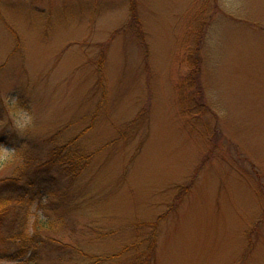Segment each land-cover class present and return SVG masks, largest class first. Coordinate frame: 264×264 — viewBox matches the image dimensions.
<instances>
[{"label":"rangeland","instance_id":"1","mask_svg":"<svg viewBox=\"0 0 264 264\" xmlns=\"http://www.w3.org/2000/svg\"><path fill=\"white\" fill-rule=\"evenodd\" d=\"M52 135L90 159L27 188L41 264H136L190 178L147 264H264V0H0V156Z\"/></svg>","mask_w":264,"mask_h":264},{"label":"trees","instance_id":"2","mask_svg":"<svg viewBox=\"0 0 264 264\" xmlns=\"http://www.w3.org/2000/svg\"><path fill=\"white\" fill-rule=\"evenodd\" d=\"M132 11L134 12V10ZM138 28L139 26L136 25V29ZM79 136L61 143L55 135H52L43 141L45 147L41 148L38 154L33 155L23 147H17L11 159L0 161V264H41L42 258L45 257H43L44 250H40V247L43 244H49L52 240H57L54 236L60 232L58 226L60 225L62 228L64 219L31 218L29 203L33 197L29 195L27 188H37L45 183H53V177L45 178L43 172L56 171L58 174L60 173L59 177H55L60 182L65 178L69 179L68 182L75 181L90 159L89 153L80 152L79 148H71ZM12 166L14 168L11 174L4 175ZM192 180L193 178H190V181L180 186L173 200L170 201V207L159 214L155 220L133 223L137 227L141 226L145 229L147 227V236L145 237L147 240H140L148 242L146 256L141 255V259L136 258V264H147L150 261L156 246L157 227L160 220L166 218L178 205L189 190ZM32 195H35V191H32ZM148 226L151 229H148ZM47 230L54 233L49 235ZM94 231L96 230L94 229ZM67 246L65 242H61L58 249H54V251H64ZM125 250L117 254H123ZM142 254H144L143 251ZM86 257L93 258L96 255L87 254L79 248H72L71 251L59 254L58 259H66L68 264H79L78 262ZM104 258L103 256L99 260Z\"/></svg>","mask_w":264,"mask_h":264},{"label":"clouds","instance_id":"3","mask_svg":"<svg viewBox=\"0 0 264 264\" xmlns=\"http://www.w3.org/2000/svg\"><path fill=\"white\" fill-rule=\"evenodd\" d=\"M0 159H3L4 161L11 159V153L7 151L3 152L2 156H0Z\"/></svg>","mask_w":264,"mask_h":264}]
</instances>
